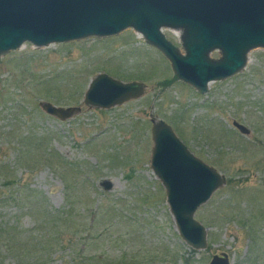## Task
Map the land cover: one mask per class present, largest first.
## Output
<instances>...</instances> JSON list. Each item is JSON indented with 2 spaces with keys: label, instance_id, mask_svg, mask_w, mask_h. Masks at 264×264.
Masks as SVG:
<instances>
[{
  "label": "rangeland",
  "instance_id": "374dc122",
  "mask_svg": "<svg viewBox=\"0 0 264 264\" xmlns=\"http://www.w3.org/2000/svg\"><path fill=\"white\" fill-rule=\"evenodd\" d=\"M163 33L185 55L181 33ZM103 73L143 83L145 94L111 109L87 106ZM43 103L80 112L61 120ZM160 120L226 178L195 215L205 250L182 239L151 167ZM221 253L231 264H264L263 48L206 94L180 81L132 29L46 47L27 42L0 57V264H210Z\"/></svg>",
  "mask_w": 264,
  "mask_h": 264
},
{
  "label": "water",
  "instance_id": "95a60500",
  "mask_svg": "<svg viewBox=\"0 0 264 264\" xmlns=\"http://www.w3.org/2000/svg\"><path fill=\"white\" fill-rule=\"evenodd\" d=\"M127 29L158 49L180 81L206 94L209 83L245 69L251 50L264 49V0H0V57L27 42L46 47L116 36ZM164 29L181 33L185 55L167 39ZM216 50L221 58L212 59ZM145 88L143 83H123L103 73L93 79L84 101L90 107L111 109L141 98ZM40 106L61 120L80 112L50 103ZM233 125L243 134L250 133L244 125ZM151 131V167L165 187L178 231L191 248L205 250L207 232L195 214L226 178L191 153L164 121H153ZM102 185L105 190L112 187L109 181ZM210 264L231 261L221 253Z\"/></svg>",
  "mask_w": 264,
  "mask_h": 264
},
{
  "label": "trees",
  "instance_id": "16d2710c",
  "mask_svg": "<svg viewBox=\"0 0 264 264\" xmlns=\"http://www.w3.org/2000/svg\"><path fill=\"white\" fill-rule=\"evenodd\" d=\"M172 82H173V80H168V81L164 82V84H169V83H172Z\"/></svg>",
  "mask_w": 264,
  "mask_h": 264
}]
</instances>
